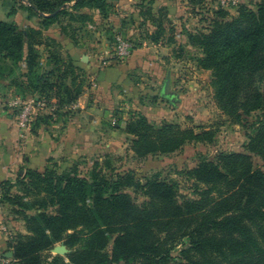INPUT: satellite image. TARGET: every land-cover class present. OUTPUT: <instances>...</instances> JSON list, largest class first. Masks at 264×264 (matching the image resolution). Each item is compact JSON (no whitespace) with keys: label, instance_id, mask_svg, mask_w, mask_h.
Returning a JSON list of instances; mask_svg holds the SVG:
<instances>
[{"label":"trees","instance_id":"trees-1","mask_svg":"<svg viewBox=\"0 0 264 264\" xmlns=\"http://www.w3.org/2000/svg\"><path fill=\"white\" fill-rule=\"evenodd\" d=\"M114 1L27 0L29 11L45 16H40L38 28L25 32L13 22L0 20V61L24 64L21 85L31 95L56 101L55 113L36 117L41 123L34 124V129L75 103L85 87L84 80L75 75L78 66L63 59L56 48L51 50V44L61 45L43 31L65 23L63 31L69 28L77 33L74 24L81 28L92 22V16L82 10H96L107 18ZM154 1L137 4L140 25L154 27L144 39L158 43L167 28V40L176 43L172 25L163 27L165 9L159 8L158 15L151 13ZM204 1L187 0V6L197 11L194 7ZM209 12L206 28L186 31L185 45L174 48V57L180 58L183 49L196 51L198 68L210 73L215 105L240 123L244 116L264 110V0L255 9L239 4L235 16L221 7ZM115 35L108 36L110 43ZM139 45L137 41L132 49ZM40 46L45 47L52 65L47 73L37 71ZM62 64L65 70L61 72ZM56 72L60 74L53 81ZM68 74L71 77L66 81ZM123 131L132 137L131 150L140 160L172 154L188 144L215 141L210 128H182L166 121L156 126L140 112L129 116ZM247 139L241 152L220 151L212 159L202 158L179 171L190 182L185 192L177 180L153 176L141 183L130 171L105 177L94 168L87 179L78 176L75 168L62 173L48 166L42 172L21 169L16 183L22 186V195H11L12 183L0 181V202L18 206L13 212L23 218L29 232L9 244L13 260L43 264L42 252L57 242L73 247L81 239L79 231L88 230L91 236L85 249L70 252L69 264H171L172 250L183 239L186 246L180 251V264H264V170L253 163L258 157L264 165V119L252 127ZM31 209L36 213L29 216L26 211ZM49 264H64L63 257L53 256Z\"/></svg>","mask_w":264,"mask_h":264},{"label":"rangeland","instance_id":"rangeland-1","mask_svg":"<svg viewBox=\"0 0 264 264\" xmlns=\"http://www.w3.org/2000/svg\"><path fill=\"white\" fill-rule=\"evenodd\" d=\"M175 1L177 4H180V1L181 3H183L182 0H171V2ZM155 2L156 0L154 1V4ZM258 3L259 0H206L194 7L197 9V11L192 10V6H187L188 9H178L175 7V10L167 9L166 6H162L160 8L165 9L161 16L164 21L163 27L172 25L171 27L176 34H180L185 37L186 31L204 30L206 28L210 21L209 19L211 15L209 11L211 9H217V7H221L229 11L231 15L235 16L239 4H245L247 5V7L255 9ZM153 5L151 6V13L158 15L159 8L154 9ZM14 8L16 9L15 12L12 11ZM40 16H42L41 13L37 14L28 10L27 0H0V20L13 22L17 24V26L21 30L26 31L28 30V28H32V26H30L29 24V20L33 17H36L40 22ZM138 21L139 22L134 24V28L140 31L141 38L143 37L144 39V35L146 33L147 35H149L151 32H153V30L145 24L140 25L141 21ZM131 23L132 22L129 20L126 21V24L128 26L131 25ZM90 26L92 25H85L86 28L88 27L93 31H98L102 28V25L100 24H96L95 26L93 25V28H90ZM94 27H96L97 30H94ZM75 28L76 32L79 29L82 30L84 26L80 28V25H76ZM107 30L110 31L111 29L108 28ZM164 30V37L168 38L169 35L167 28ZM111 33L112 35H110L109 38H111L114 33L117 34L114 36L115 38L116 36H122L121 34H123L125 36H122L124 37V40L129 41V43L132 44V47L134 44H136L137 40H139V37L135 38L133 36L126 35L127 32H123L121 31V29L115 32L111 30ZM114 37L111 42L112 45L116 40ZM51 39L53 40L54 38ZM54 41L56 40L54 39ZM167 42L169 41L167 40ZM177 45L179 46L182 44L178 43ZM50 48L51 50H54V48H56L59 54L66 61L71 63L74 61V63L78 66L76 67L77 70L75 71V75L78 78H81V80H84L85 87H90L93 85V82L89 81V79L86 77V71L83 69V67H81L85 66L87 62H83L79 59L80 54L87 55L90 54V51L81 50L79 51V55L76 56V59H72L69 55H67V53L61 50V46L57 47V45L51 44ZM113 51L114 49L112 50V52ZM185 51L186 50L184 49L182 52L180 51L179 54L181 57L176 58L177 60H179L180 64L178 66H174L173 68V72L171 73L173 74V81H171V83L169 74V92L173 93L170 101L168 102L164 97H162V88H159V85L158 87H152L151 89L153 92H150L151 94H153L152 97L153 99H155V102L159 100L161 103H164L163 107L166 109H170V111H173V113L169 114V117H165L159 112L153 111L150 114L151 119L149 118V121L156 126L160 125L161 122L166 121L178 124L182 128H188V126L197 129L210 128L215 131V141L212 145L201 143L188 144L181 151L172 154H165L162 156H148L140 160L133 155V152L131 150L132 137L127 134L124 135L121 128L118 126L119 121L115 120V124H111L108 121L107 125V127L114 133L113 139L115 143H112V146H114L113 150L99 148L96 151L93 150L91 152H84L77 155L72 154L69 157L63 156L51 158L48 161V163H50L47 164L48 168H56L57 172L59 173L66 172L69 169L75 168L78 176L87 179L91 177L94 168L99 170L105 177H110L115 174H123L130 171L134 174V177L141 183H145L149 178L153 176H158V178L161 180H177L179 182L180 189L185 192L188 191L187 186H190V182L186 183L182 179V176L178 174L179 171L186 170L195 166L202 158L212 159L220 151H243L244 145L248 142L247 135L252 130V127H255L257 122L264 119V110L252 113L248 116H244L243 120H241L240 123H237L236 121L231 120L230 118L225 116L217 108L213 101V88L210 86V73L198 68L197 63L194 60L197 56L196 51H194L193 49H191V51H189L188 53H186ZM172 55L174 57V53ZM107 58L108 57L99 58L98 61L99 63H101L100 65H103L105 62H107ZM118 60L121 61L120 59ZM186 60L190 61V66L187 65ZM192 63H194V65ZM0 65L2 66L4 72V75L2 74L4 77L2 81H5V88L2 91L4 94L2 95V101L0 102V110L2 112H6H3L4 114L0 112V115H7L10 119L14 120V123H16L15 114L8 107L9 100L14 96L28 97L34 95H31V91H27L21 85V82L23 80L22 74L24 70L22 69L21 65H16L10 61L3 62L2 60L0 61ZM47 67L48 66L45 67V64L40 63V67L37 68L38 73H47V71L49 70ZM60 68L61 72L62 70H65V64H62ZM57 74L59 75L60 73L56 72L54 76H51V80L55 81ZM67 76L68 77L66 78V81H69L71 74H68ZM131 76L133 77L134 75ZM143 89L146 90L145 87H143ZM55 93L56 91L52 90L51 95H54ZM161 97L164 100H162ZM68 110L69 109L67 108L59 110L56 112V115H54L55 117H49L48 120L46 119V121L43 122L45 126H50L49 130H51L50 134L53 138L58 136L61 128L53 129L51 127H53V125L57 122L63 124L65 122L67 114H74L73 112H67ZM113 112L117 116V114H119L121 111L119 110V108H115ZM137 113H139V111H135L133 109H130L128 112L130 117L133 114L136 115ZM40 121L41 118L36 119L35 117V119L31 122L29 130H34V124H37V122L41 123ZM98 139V137H94V140ZM253 163L257 168L264 170V165L258 157L253 158ZM22 164L23 163H21V166H19V169L12 170L11 172L9 170H2L3 174H0V181L4 180L10 181L12 183L13 186L9 188L11 195H22V186L16 183V178L19 174L20 169H22V171H25V169L27 168L29 169V167H27V164ZM128 192L133 195L131 190H129ZM138 199L141 200V198ZM14 208L16 209L18 208V206H13L7 202H0V264H19L13 260V254L11 248L9 247V244H14L19 236H25L29 234L26 228L25 221L19 214L13 212ZM35 213V209L26 211V214H28L29 216ZM68 233L70 234L72 232L70 231ZM79 233L81 235V239L73 247L67 246L64 242H57L51 249L42 252L41 257L43 264L51 263V259L53 256H62L64 264H69L66 256L74 250L85 249L86 243L91 236L88 230H80ZM182 243V245H177L176 248L172 250L171 264H180L182 262L180 251L184 248V246H186V240L183 239ZM55 247H63L65 253L62 255L55 253L53 251ZM110 249L111 248L109 246L108 250ZM120 264L134 263L123 261Z\"/></svg>","mask_w":264,"mask_h":264},{"label":"crops","instance_id":"crops-1","mask_svg":"<svg viewBox=\"0 0 264 264\" xmlns=\"http://www.w3.org/2000/svg\"><path fill=\"white\" fill-rule=\"evenodd\" d=\"M182 1L183 3L180 1V4H177L176 1L171 2V0H156L153 7L158 9L166 6L171 10H175V7L188 9L187 0ZM138 3L139 0H116L114 1V10L107 18H102L97 11L82 10L92 16V22L86 24L102 25L98 31L90 30L88 27L79 29L78 34L69 28L68 31H63L65 23H62V25L53 24L43 32L45 36L54 38L60 43L61 50L72 59H76L81 50L90 51V54H87L88 62L81 67L86 71L89 81L96 86L84 87L83 93L75 102L76 107L70 111L74 114H67L63 124L57 122L51 127L53 129L61 128L55 138L50 134V126L41 125L32 131L29 129L21 131L13 119L7 115H0L1 175L3 174L2 170L11 172L19 169L21 163H23L22 165L27 164L29 169L42 172L51 158L69 157L72 154L96 151L99 148L113 150L114 133L107 127L108 121L111 124L115 120L119 121L118 126L125 135L123 128L130 109L141 112L148 119H151L150 114L153 111L159 112L165 117H169V114L173 113L170 109L163 107L164 103L159 100L155 102L153 94L150 92H153L152 87L159 85V88H162L167 74H170V83L173 81V74H171L173 68L180 64L179 60L173 57V50L178 47V43L185 45L186 37L175 33L177 43L167 42V37L158 43L141 38L140 31L134 28V24L139 22L138 20H142L139 15ZM30 20L29 24L32 28L39 27L38 18L33 17ZM127 20L133 24L128 26ZM76 25L78 24H74L73 27ZM146 25L152 30L154 29L150 24ZM108 28L113 32L121 29V31L127 32L126 35L139 37L140 39L137 41L140 42V45L132 49L127 58L119 61L112 56L113 45L108 39L111 30L108 31ZM95 29L96 27H94ZM187 48L191 49L190 46ZM39 50L41 53L40 63L51 69L52 65L46 59L45 47L40 46ZM83 55H79L80 60ZM103 57H108V60L100 65L98 59ZM186 62L188 66L191 65L190 61L186 60ZM192 64L194 65V63ZM21 67L24 72V64H21ZM2 74L4 75V72ZM3 75L0 77V102L4 94L2 91L5 88V81H2ZM161 99L164 100L162 97ZM115 108H119L121 111L117 116L113 112ZM0 112L2 111L0 110ZM94 137L99 139L94 140ZM19 173H22L21 169Z\"/></svg>","mask_w":264,"mask_h":264},{"label":"built area","instance_id":"built-area-1","mask_svg":"<svg viewBox=\"0 0 264 264\" xmlns=\"http://www.w3.org/2000/svg\"><path fill=\"white\" fill-rule=\"evenodd\" d=\"M223 3V2H222ZM92 28V26H90ZM115 43L113 44V57L123 60L127 58L132 51V44L124 40L122 36H116ZM93 87L96 85L93 84ZM8 107L15 114V121L17 127L21 131L28 130L31 122L35 117L41 115H53L57 110L55 99H47L45 97H21L14 96L8 102ZM76 104H71L67 109L73 110ZM113 124L116 122L113 121Z\"/></svg>","mask_w":264,"mask_h":264},{"label":"water","instance_id":"water-1","mask_svg":"<svg viewBox=\"0 0 264 264\" xmlns=\"http://www.w3.org/2000/svg\"><path fill=\"white\" fill-rule=\"evenodd\" d=\"M41 15H44V14H41ZM81 60L83 62H88V56L87 55H83L81 57ZM169 86H170V84H169V74H167L166 77H165V80L163 82V86H162L163 89H162V93H161L162 97H164L166 99H170L171 96H173L172 95L173 93L169 92V89H170ZM53 251L55 253L61 254V255L65 253V250H64L63 247H55Z\"/></svg>","mask_w":264,"mask_h":264}]
</instances>
